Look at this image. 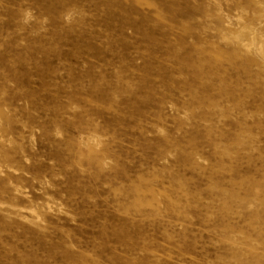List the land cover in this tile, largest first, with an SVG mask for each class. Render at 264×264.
<instances>
[{"label": "rangeland", "instance_id": "374dc122", "mask_svg": "<svg viewBox=\"0 0 264 264\" xmlns=\"http://www.w3.org/2000/svg\"><path fill=\"white\" fill-rule=\"evenodd\" d=\"M0 264H264V0H0Z\"/></svg>", "mask_w": 264, "mask_h": 264}]
</instances>
